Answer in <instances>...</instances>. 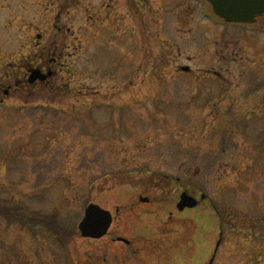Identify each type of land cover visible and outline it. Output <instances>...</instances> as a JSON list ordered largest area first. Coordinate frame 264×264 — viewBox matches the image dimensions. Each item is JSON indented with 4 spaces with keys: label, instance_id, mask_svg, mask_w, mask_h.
<instances>
[{
    "label": "rangeland",
    "instance_id": "374dc122",
    "mask_svg": "<svg viewBox=\"0 0 264 264\" xmlns=\"http://www.w3.org/2000/svg\"><path fill=\"white\" fill-rule=\"evenodd\" d=\"M103 1L0 0V67L36 33L73 52L63 91L0 104V264H264V15ZM185 191L206 204L178 211Z\"/></svg>",
    "mask_w": 264,
    "mask_h": 264
},
{
    "label": "flooded vegetation",
    "instance_id": "af4514ba",
    "mask_svg": "<svg viewBox=\"0 0 264 264\" xmlns=\"http://www.w3.org/2000/svg\"><path fill=\"white\" fill-rule=\"evenodd\" d=\"M142 1L143 0H134L135 3H133L130 0H104V5H102L103 9L99 10H105L106 15H116L118 13L115 11L116 7L119 5L124 6L125 4L129 5L130 9L133 11H138V9H141V6L143 5ZM145 1L147 2L148 0H144V2ZM69 2L70 0H61L63 8L69 6ZM115 5L117 6L115 7ZM132 10L130 11L133 12ZM89 18L92 19L91 24L96 23L93 15H90ZM61 27L63 28L64 26H60V28ZM44 39V34L36 33L34 40L30 41L28 46H21L19 49L20 51L14 54L16 56L15 58L11 56L7 57L13 58V61H8L2 67H0L1 72L2 70H5L4 76L0 75V104L2 106L10 103L9 107L18 108V106H22V103L24 107H29L30 104L36 102V100H32L29 97H32L33 95L45 96L46 93H48V95L55 93L57 94V89L60 92L67 88L69 80L68 77L65 78L64 76H61L62 68L65 67L64 63L61 61L64 60V58L72 56L73 52H68L65 50L70 49L71 47L68 46L64 48L62 43H57L55 40L48 42L44 41ZM3 54L4 52L0 53V55ZM33 71L36 72L37 77L35 79L30 77ZM182 72L183 71H179V73ZM191 72L192 70L190 69L186 71L185 74L192 75ZM206 74L212 75L208 72H206ZM62 81L65 82L61 83ZM54 84L57 85L55 86ZM23 96L24 98H27L22 99ZM67 104V102H60L58 104V108H54L63 112L64 114H68ZM39 106L43 108L46 107L44 104ZM71 106L73 107L76 105L73 103ZM49 107L52 106L49 105ZM69 111L72 113V109ZM185 192L188 193L187 191ZM205 202V195L200 194V202H197V206L200 204H206Z\"/></svg>",
    "mask_w": 264,
    "mask_h": 264
},
{
    "label": "water",
    "instance_id": "95a60500",
    "mask_svg": "<svg viewBox=\"0 0 264 264\" xmlns=\"http://www.w3.org/2000/svg\"><path fill=\"white\" fill-rule=\"evenodd\" d=\"M212 7L213 12L227 22L250 23L256 17L264 14V0H206ZM187 70V67H183ZM32 79L36 78V72H32ZM197 201L186 192L180 195L177 204L179 211L184 208H193ZM112 215L100 206L90 203L84 210V215L78 223V231L84 238L100 239L105 236L111 226ZM123 240V239H119ZM124 242H127L123 240Z\"/></svg>",
    "mask_w": 264,
    "mask_h": 264
}]
</instances>
